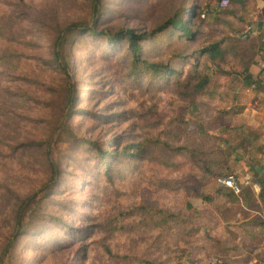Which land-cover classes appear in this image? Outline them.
Returning a JSON list of instances; mask_svg holds the SVG:
<instances>
[{"label":"rangeland","instance_id":"1","mask_svg":"<svg viewBox=\"0 0 264 264\" xmlns=\"http://www.w3.org/2000/svg\"><path fill=\"white\" fill-rule=\"evenodd\" d=\"M112 2L113 0H107V5L115 6V11L111 12L110 19L102 20L98 24L99 29L105 28V24L113 26L112 31L123 25L139 30L151 29L180 12L182 6H191L194 0ZM91 8L92 0H2L0 20L3 19L8 31L7 37L0 41V50H15L24 54L23 68L39 77L34 58L39 56L37 45L28 43L34 42L36 35L28 31L36 28L35 31L38 32L40 24H49L50 18H57L63 23L90 18ZM261 11L258 6L251 24L260 20ZM205 18L209 19V16L206 15ZM210 20L206 27L208 30L215 25L214 18L211 17ZM212 36L204 35L203 38L206 41L212 40ZM46 37L47 35L37 41L44 52L48 44ZM194 46L189 45L188 50H192ZM74 52L76 59L73 74L79 89L74 108H80L82 112L72 118L71 124L80 138L106 143L117 135H124L125 143H138L146 139L152 142L148 143L144 160L134 167L131 165L129 169H124V177L117 179L113 185L99 180L95 184L85 185L80 179L76 185H71L72 188L78 186L79 189L65 190L64 195L61 193L68 183L66 179V183H63L65 186L55 197L61 196L68 200L82 197L85 200L93 194L94 199L90 200V206L85 208V205L84 209L81 207L89 217H77L78 213L70 206L71 201L63 208L53 205L49 212L61 217L63 222L49 223L43 230L35 231L31 236L18 238L16 264H145L125 257L131 254L152 260L170 257L171 264H217L219 261L213 254L214 244L200 252L201 259H198L200 255L198 256L197 244L200 241L208 242L204 240L205 234L212 229L211 224L217 219L220 221L212 232L214 239L230 236L228 229L231 228L239 232L245 214H239L232 222L224 221L220 209L206 203L201 196L202 192L215 191L219 186L217 179L204 180L198 167L193 166L184 156L169 151L164 144L168 142L179 146L187 141L202 145L210 151L212 147L224 148L220 136H229L224 133L225 126L234 127L246 122L264 129V90L258 89V83L249 80L244 72L241 73L239 65L233 60L221 64L224 72L219 73L215 65L208 63L207 73L211 76V87L216 90V94L213 97L205 96L201 100L204 104L199 106L200 110L194 117L192 105L176 89L146 93L145 89L128 82L124 62L115 56L99 55L94 40H88L87 36L80 40ZM154 52L155 56L152 57L155 59L164 56L163 50L157 47ZM260 59L264 61L263 45L251 69L253 79L262 75L264 65L261 67V62H258ZM8 78V75L3 76L5 84ZM39 79L44 85L39 90L33 89L35 97L38 100L51 98L49 86L55 83L51 77ZM241 106L245 107L244 111L235 114L234 108ZM0 114L9 135L14 139L19 134V140H23L32 134H42L43 130H40L34 120L48 118L51 112L35 101L30 106H2ZM101 114L102 117H98ZM179 121L183 122L184 127L180 140L176 137ZM200 124L205 125L211 137L199 131ZM55 149L51 150L54 157ZM74 153L81 160L88 159L90 165H96L94 160H89L90 150L80 143L74 147ZM31 158L24 150L3 149L0 155V250L6 236L13 231L14 217L10 211L14 194H31L45 179L39 164H35ZM231 158L234 173L239 179L251 174L247 165L250 160L248 155L240 158L238 154H234ZM170 161L180 165L170 167ZM76 164L77 161H71L69 170L72 173L77 172ZM66 177L69 178V175ZM74 179L75 176L70 175V180ZM195 182H200V186ZM186 184H193V189L185 190ZM91 204L95 206L92 207ZM158 209L183 212L186 217L191 216L189 224L170 220L163 228L154 227L150 224L149 217ZM197 223H203L204 226L200 228L198 235L191 234L193 225ZM87 224L91 228L86 236L76 233L78 227ZM53 236L56 237L54 241ZM188 250L196 256L188 255ZM239 260V256L232 258L233 263H238Z\"/></svg>","mask_w":264,"mask_h":264},{"label":"trees","instance_id":"2","mask_svg":"<svg viewBox=\"0 0 264 264\" xmlns=\"http://www.w3.org/2000/svg\"><path fill=\"white\" fill-rule=\"evenodd\" d=\"M218 2L219 0H194L191 6H182L180 12L151 29L139 30L123 25L116 31H112L113 26L108 24H105L103 29L97 26L102 20L110 19L115 6L107 5V0H92L90 18L72 20L67 23L60 22L57 18H50L49 24L47 22L43 23L44 26L40 24L38 32L35 31L36 28H31L28 32L36 37L34 42L28 43L37 45L39 56L34 58L39 77H51L55 83L49 86L51 98L46 100H38L33 93V89L39 90L44 82L23 68L24 54L17 53L15 50H0V107L8 104L14 107L30 106L37 101L51 112L48 118L34 120L43 133L32 134L23 140H19V134L15 135L14 140L6 126L2 124V117H0V155L3 149L24 150L31 155V160L35 164H39L45 177L31 194L28 193L25 196L14 194L15 199L10 211L14 217L13 231L6 236L1 246L0 264H16L15 250L18 238L31 236L35 231L43 230L49 223L63 222L61 217L49 212L53 205L63 208L68 201H71L70 206L78 213L77 217H89L83 209L85 205V208L90 206V200L94 199L93 194L87 196L86 201L82 197H73L70 200L61 196L55 197L65 186L63 183H66V179L68 183L61 193L64 195L65 190H78V186L72 188L71 185L72 183L76 185L80 179L86 183L85 185L95 184L97 180L113 185L117 179L124 177V169H129L131 165L134 167L144 160L148 143L152 142L146 139L138 143H125L124 135H117L109 142L100 143L97 140L82 139L77 134L71 124L72 118L81 111L80 108H74L79 91L73 74L76 59L74 51L84 36H87L88 40H94L99 55L115 56L123 61L127 68L126 80L145 89L146 93L176 89L180 96L192 105L194 117H196L194 114L200 110L199 106L204 104L201 100L205 96L213 97L216 94V90L211 87V76L207 73L208 63L215 65L219 73L224 72L221 64L233 60L239 65L241 73L244 72L249 80L258 83V89L264 90V68L261 72L263 76L259 75L256 79H253L251 71L259 50L264 44V9L261 11L262 24L258 33L255 36H245L242 33L247 30L259 6L257 0H229L225 8H220ZM206 15L209 19L205 18ZM211 17L214 18L215 25L208 30L206 27L209 26ZM7 27L1 19L0 41L7 37ZM45 35L48 41L46 52L37 42ZM204 35H213L212 40L206 41V38H203ZM192 44L195 46L189 51V45ZM155 47L163 50L162 58L152 57L155 56ZM7 75L10 78L6 79L7 84H5L3 76ZM4 98L7 99L4 100ZM244 108V106L234 108L233 112L242 113ZM199 131L209 136L204 124L199 125ZM183 132V122L179 121V131L176 134L179 140ZM224 133L229 135L228 137L223 136L224 134L220 136L225 145L224 148L212 147L209 151L202 145L187 141L179 146L165 142L164 146L169 151L184 156L187 161L194 164L193 166L198 167L204 180L217 179L234 173L232 155L238 154L240 158L249 156L247 165L253 179L260 185L259 190L244 186L239 193H236L230 187L219 185L212 193H201L206 203L220 209L222 219L226 222H232L235 217L244 213L240 231L231 228L228 229L230 236L214 239L212 232L220 221L217 219L211 224L212 229L205 234L204 240L208 242L200 241V244H197L198 256L202 250L207 249L205 247L214 244L215 253L213 254L219 261L217 264H263L264 129L245 122L234 127L225 126ZM11 140L15 142L12 143ZM79 143L90 150L89 160H94L97 166L90 165L88 159L81 160L75 155L74 147ZM118 145L119 147H116ZM52 148H56L55 157L51 152ZM72 160L78 163L75 173L69 170ZM127 165L129 166L124 168ZM179 165L180 163L170 161V167L175 168ZM94 167H97V170H94ZM67 174L69 178L66 177ZM70 175L75 176V179L70 180ZM195 184L200 186V182ZM185 186V190L188 191L194 187L193 184ZM82 206L83 209H81ZM91 206L95 205L91 204ZM190 217H186L183 212L158 209L157 212L150 214L149 222L154 227L163 228L170 220L189 224ZM202 226H204L203 223L193 225L190 233L198 235ZM90 228L89 224L80 226L76 233L86 236ZM54 240L56 237L53 236L52 241ZM187 253L192 257L196 256L189 250ZM238 256L240 257L238 263H233L232 258ZM125 257L145 264H171L170 257L156 260L141 258L135 254ZM199 258L201 259V255Z\"/></svg>","mask_w":264,"mask_h":264},{"label":"built area","instance_id":"3","mask_svg":"<svg viewBox=\"0 0 264 264\" xmlns=\"http://www.w3.org/2000/svg\"><path fill=\"white\" fill-rule=\"evenodd\" d=\"M220 8H225L229 4V0H219ZM217 183L222 186L232 188L236 193H239L244 186H251L256 191L259 190V183L253 179V176L248 173L242 179H239L235 173L228 174L217 178Z\"/></svg>","mask_w":264,"mask_h":264},{"label":"crops","instance_id":"4","mask_svg":"<svg viewBox=\"0 0 264 264\" xmlns=\"http://www.w3.org/2000/svg\"><path fill=\"white\" fill-rule=\"evenodd\" d=\"M257 2H258V5L263 10L264 9V0H257ZM253 23L254 22H252V24H251V22H250V25L248 26L246 32L242 33L243 35L251 36V35H253V34H255V33H257L259 31V29L261 28V24H262L261 20H259V21L257 20V22H255L254 24ZM263 47H264V44H263ZM258 62H261V67H262V65H264V61L262 59H260ZM257 251H259V249H257ZM263 264H264V261H263Z\"/></svg>","mask_w":264,"mask_h":264}]
</instances>
